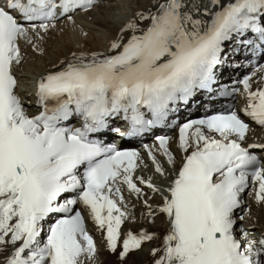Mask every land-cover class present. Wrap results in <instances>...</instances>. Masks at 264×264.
Here are the masks:
<instances>
[{"label":"snow or ice","instance_id":"obj_1","mask_svg":"<svg viewBox=\"0 0 264 264\" xmlns=\"http://www.w3.org/2000/svg\"><path fill=\"white\" fill-rule=\"evenodd\" d=\"M94 7L96 0H0L3 264H94L98 249L85 213L121 264L157 239L153 264H264V231L253 235L238 214L250 186L264 206V143H247L245 119L264 127V87L253 88L264 64L239 81L247 97L241 112L179 127V167L166 136L145 146L150 165L140 151L102 139L116 120L130 125L121 136H140L165 124L180 104L211 93L229 43L264 61V0H148L107 51L73 52L42 73L32 94L39 112L29 115L33 102L21 97L16 75L25 60L21 44L40 51L37 41L60 20L75 23L76 12ZM149 166L159 183L137 173ZM125 191L142 202L151 223L165 218L163 237L127 227L134 217Z\"/></svg>","mask_w":264,"mask_h":264},{"label":"bare ground","instance_id":"obj_2","mask_svg":"<svg viewBox=\"0 0 264 264\" xmlns=\"http://www.w3.org/2000/svg\"><path fill=\"white\" fill-rule=\"evenodd\" d=\"M147 6L148 0H119L100 5L86 14L78 13L74 17L75 23L69 20L58 22L56 29L48 33L43 40L37 41L40 51H33L30 46L22 43L21 47L25 60L23 65L16 70L21 85L18 90L21 97L31 100L29 97L32 92L30 86L37 81L42 73L54 70V66L58 65L60 61L71 58L73 52L79 54L80 52L95 50L107 51L108 43L117 35L120 26L134 12ZM89 38L92 39L91 43ZM239 106L241 107V105ZM32 113L34 114V112ZM254 139L263 143L264 131L252 130L247 141L250 142ZM169 147L177 156V167H179L180 157L183 153L177 150L178 138L176 135L169 138ZM143 157L145 162L150 165L145 153H143ZM158 158L161 159V163H165V158L160 157L159 154ZM137 173L145 178H152L159 183L151 166L147 169H138ZM145 191H148L151 195L150 190L145 189ZM254 196L255 189H250L246 198L248 201V206L245 209L246 219L248 225L255 221L259 229L264 230V206L258 204ZM125 198L128 202L127 210L134 217V222L128 223L127 227L134 231L143 229L154 232L159 237L166 234L168 225L163 216H158L153 224L147 218V209L141 201H138L134 196H129L126 191ZM151 203L155 208L159 203V198L153 197ZM85 215L98 249L94 264H121L118 256L107 250L104 235L97 230L90 217L86 213ZM160 244V239L145 243L142 251L134 252L127 258L126 264H153L154 258L150 254V249L158 247ZM3 259V257H0V264H3ZM89 264H92V262H89Z\"/></svg>","mask_w":264,"mask_h":264},{"label":"rangeland","instance_id":"obj_3","mask_svg":"<svg viewBox=\"0 0 264 264\" xmlns=\"http://www.w3.org/2000/svg\"><path fill=\"white\" fill-rule=\"evenodd\" d=\"M89 39H90L89 41H90V43H91V40H92V39H91V38H89ZM113 257H114V256H113Z\"/></svg>","mask_w":264,"mask_h":264}]
</instances>
